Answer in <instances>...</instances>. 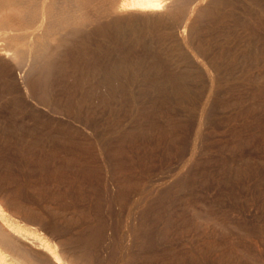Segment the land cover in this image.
Instances as JSON below:
<instances>
[{
	"label": "rangeland",
	"instance_id": "obj_1",
	"mask_svg": "<svg viewBox=\"0 0 264 264\" xmlns=\"http://www.w3.org/2000/svg\"><path fill=\"white\" fill-rule=\"evenodd\" d=\"M243 4L237 10L242 20L263 17L259 8ZM199 17L191 25L201 29L194 35L199 39L186 33L189 50L175 41V25L168 22L124 26L121 39L115 30L103 37L89 27L79 39L85 40L78 43L81 56L97 58L113 49L115 62L126 60L137 107L151 102L136 97L145 87L189 76L185 101L167 104L148 90L156 112L145 110L150 120L139 125L135 107L117 117L96 102L76 101L70 77L88 57L71 52L70 61L58 56L51 69H14L0 81V210L10 221L81 264H125L127 256L129 264H264V54L212 68L213 85L206 83L187 52L190 42L200 44L219 26ZM241 30L236 34L246 38ZM153 33L160 39L156 52L137 48L136 39ZM121 43L131 47L127 59L116 49ZM217 44L222 40L211 42ZM136 128L139 137L125 135ZM55 131L83 148L79 159L66 156V167L60 164L64 155H49L35 139Z\"/></svg>",
	"mask_w": 264,
	"mask_h": 264
},
{
	"label": "bare ground",
	"instance_id": "obj_2",
	"mask_svg": "<svg viewBox=\"0 0 264 264\" xmlns=\"http://www.w3.org/2000/svg\"><path fill=\"white\" fill-rule=\"evenodd\" d=\"M243 3L249 6L248 9L250 11L252 10L250 9L251 7L259 8V13H262V15H260L263 17L257 16V18H253L252 16V22L249 21L250 19L248 17H246L248 19V22L246 21L247 19L245 17L244 18L246 20H242L241 17L238 16L237 13L239 11L237 12V10L240 9L239 6L243 7ZM256 12L254 13V15L256 14ZM244 14H246V12ZM246 15L251 17L250 13H247ZM199 16H204L208 18V20L209 18H212V23L213 20H215L214 25L219 26L218 29L213 26L214 28H216L214 29L215 31L213 33H210L211 29L210 31L208 30L210 35H206L207 37H205V39L202 37L203 39H200V44H193L192 47L191 44L193 43V41L190 42V46L188 44V46L193 50V52H191L192 50L187 52L190 55V62L195 66V68L200 71L199 73L203 75L206 83L210 85L213 83L210 70H217L219 66L233 67L237 65L240 59H249L253 55H256L255 53L260 55L264 54V0H0V81L2 79L5 80V77L14 72V69L27 68L29 70L28 73H34L33 71L36 70L39 71L51 69L55 65L58 56H60V58L62 57L68 59L73 57L71 56L72 53L77 54V57L81 56V54L85 53V51H81L82 49L79 50V47L81 48V46L78 45V43H80L79 41L85 42V40H83V38L82 40L79 39H81V37L89 27L90 30L91 27L92 29L94 27L95 35H102L103 37L104 35L107 36L110 30H115V32H118L116 34V37L120 38L123 34L124 26L129 27V25H146L147 23H150V25L152 24L155 27H159L160 25L162 26V24L164 25L166 22H168V24L174 23L175 27L174 31H172L173 37L177 39H175V41H180L179 43L185 49L187 43H189L187 42L189 40L188 38H186L187 35L189 34L188 37H190L192 40V36L196 35V31L198 33V31L201 30L196 29L198 26L196 28L191 26ZM104 21H108V23L102 24ZM194 28L196 30H194ZM240 29L248 32L247 35H244L247 36L246 38L242 35L236 34ZM145 31L146 30H144V32ZM208 31H205L206 34H209L207 33ZM187 32L189 33L186 35ZM150 33L147 35H151ZM144 34H146V32ZM153 34L152 36H157ZM140 35L143 34L141 33ZM152 36H149V39H147L148 41L146 39H141L140 37L139 39H136L135 42L137 48L138 46H140L147 54L149 52H156V48H158L157 44L160 39L158 36L156 38ZM199 36L200 35L198 33V37ZM194 37L198 38L197 36ZM206 38H211V42L221 39L222 44L211 45V42L209 43ZM233 41L234 43H236L235 47L231 45ZM84 42L83 44H85ZM76 43L77 45H75ZM125 46L126 45L121 43L119 48L117 47L116 49L120 51V54L125 55L126 58V55H128V53L131 51V47L125 48ZM127 46H129V44H127ZM87 48L89 49L88 46ZM187 49L188 48H186V50ZM106 50L103 51L102 49V56L99 55L100 57L97 58H95V56H92V54H90L91 56L89 55L90 57L81 56L83 58L88 57V59H86V61L82 65L79 63L81 66L74 68V73L76 74L70 78L73 91L76 90V92L78 93V97H76L78 98V100L76 101L80 106H91V104L96 102L102 107H106L107 111L111 115L117 117L120 113H125L135 107L136 109L134 112V120L137 119V121L139 122H137L138 124H136L139 125L140 122H145L147 119L150 120L149 115L145 116V110L148 109L156 112L155 103L152 100L153 97H150V95L152 96V94L149 93L150 90H154L155 93L157 92L156 94L159 93L161 97L160 99L166 100L167 104V100L170 99L171 102L172 100H176L174 98H177L179 100L183 99L185 101V98L190 97L188 94L190 92V89L188 87V81L190 79L189 76H169L165 78V80L163 81L164 83H162L160 86V82H155L158 83L157 86L152 85V87L150 86L151 88L145 87V89H142L144 90V92L142 93V95L140 94L141 96L139 95L138 91V95H136L138 99L139 97L141 98L143 96L142 102L145 101L144 98L146 100L150 99L151 102L148 103V107L146 106L147 103H145L146 105L140 103V106L138 105L139 107H137V102L135 101L136 105L133 102L135 94H131L129 91V82L132 81V78L129 79L126 77V75H128V72L125 71L126 66L125 63H123L126 60L124 59L123 61L117 63L113 58H111L113 49ZM125 52L128 53L124 54ZM263 57L264 56H262L261 58ZM65 60L67 61V59ZM68 61H70V59ZM206 65L211 68L208 70L209 67ZM128 67L129 66H127V69H129ZM129 71H131V69ZM133 72L131 73L132 75ZM213 72H215L214 74L217 73L216 71ZM33 87L35 88L34 85ZM2 92V88H0V97L2 96ZM139 100L141 101V99ZM158 102L161 103L163 101L161 100ZM39 105H41V103ZM42 106L43 105H41V107ZM41 107L40 109L43 110V107ZM47 121H49L48 127L49 125L51 126L50 120L47 119ZM139 130H133L126 133L125 135H129V137L135 138L141 132L140 131L138 133ZM56 131L54 133L46 132V134H43L41 137L36 136L37 138L35 139L40 143V145L37 144L38 142L36 144L41 148L47 147L46 150H49V152H47L49 155H64L65 157L62 156L61 161L59 160L60 164L62 163L61 165L65 164L64 162H66L65 158H67V155H70V158L68 157V159L73 160L75 159L74 157L79 159L82 155V146L79 147L81 145L80 142V145H78V141H75V138H73L72 136H67V134H64L61 131ZM40 150L41 149H39L38 151L40 152ZM86 150L87 149H85V151ZM86 153L88 154L89 152ZM191 157L193 158V154ZM78 163L79 162H77V164ZM76 169L78 170V168ZM3 213L4 212L0 210V264H81L79 261H77V259H75L76 257L74 256V254L72 255L75 258L72 255L68 256V254L63 255V253H57L54 248L51 247L46 241L41 239L39 236L37 237V235H30L26 230H21L20 227L10 221L7 215L5 216V213ZM85 255L88 256V254ZM127 255L129 254L127 253ZM129 257L127 256L125 259H123L125 260V264H129L133 260V258Z\"/></svg>",
	"mask_w": 264,
	"mask_h": 264
}]
</instances>
